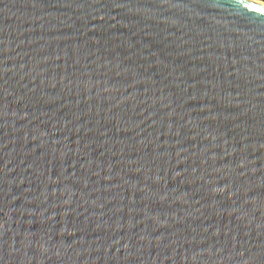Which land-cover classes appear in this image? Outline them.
<instances>
[{"label":"water","instance_id":"1","mask_svg":"<svg viewBox=\"0 0 264 264\" xmlns=\"http://www.w3.org/2000/svg\"><path fill=\"white\" fill-rule=\"evenodd\" d=\"M0 264H264V6L0 0Z\"/></svg>","mask_w":264,"mask_h":264},{"label":"bare ground","instance_id":"2","mask_svg":"<svg viewBox=\"0 0 264 264\" xmlns=\"http://www.w3.org/2000/svg\"><path fill=\"white\" fill-rule=\"evenodd\" d=\"M250 1L255 2V3H257V4L261 5V6H264V2H261V1H258V0H250Z\"/></svg>","mask_w":264,"mask_h":264},{"label":"rangeland","instance_id":"3","mask_svg":"<svg viewBox=\"0 0 264 264\" xmlns=\"http://www.w3.org/2000/svg\"><path fill=\"white\" fill-rule=\"evenodd\" d=\"M258 1L264 2V0H258Z\"/></svg>","mask_w":264,"mask_h":264}]
</instances>
